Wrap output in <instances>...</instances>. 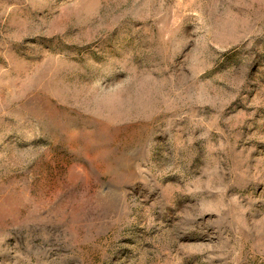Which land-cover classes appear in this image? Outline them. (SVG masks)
Segmentation results:
<instances>
[{
	"label": "rangeland",
	"instance_id": "obj_1",
	"mask_svg": "<svg viewBox=\"0 0 264 264\" xmlns=\"http://www.w3.org/2000/svg\"><path fill=\"white\" fill-rule=\"evenodd\" d=\"M0 264H264V0H0Z\"/></svg>",
	"mask_w": 264,
	"mask_h": 264
}]
</instances>
